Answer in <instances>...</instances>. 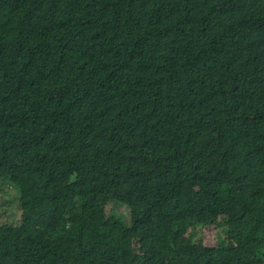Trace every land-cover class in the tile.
I'll list each match as a JSON object with an SVG mask.
<instances>
[{"label":"trees","instance_id":"obj_1","mask_svg":"<svg viewBox=\"0 0 264 264\" xmlns=\"http://www.w3.org/2000/svg\"><path fill=\"white\" fill-rule=\"evenodd\" d=\"M5 186L0 264H264V0H0Z\"/></svg>","mask_w":264,"mask_h":264},{"label":"rangeland","instance_id":"obj_2","mask_svg":"<svg viewBox=\"0 0 264 264\" xmlns=\"http://www.w3.org/2000/svg\"><path fill=\"white\" fill-rule=\"evenodd\" d=\"M2 192V200L0 206V212L4 214L3 220L9 222H16L19 219V202H18V191L9 188L7 186L4 187ZM10 215V216H9ZM221 229L217 228H207V229H198L194 233V239L201 240L205 244L209 246H216L218 240L222 238ZM222 242L218 243V246L221 245ZM223 244V243H222Z\"/></svg>","mask_w":264,"mask_h":264}]
</instances>
